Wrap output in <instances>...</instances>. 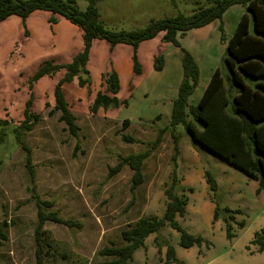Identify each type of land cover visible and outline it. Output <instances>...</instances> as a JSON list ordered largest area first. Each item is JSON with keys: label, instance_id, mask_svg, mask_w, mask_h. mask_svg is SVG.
Returning <instances> with one entry per match:
<instances>
[{"label": "rangeland", "instance_id": "1", "mask_svg": "<svg viewBox=\"0 0 264 264\" xmlns=\"http://www.w3.org/2000/svg\"><path fill=\"white\" fill-rule=\"evenodd\" d=\"M192 1L99 0L97 9L107 29L131 30L144 27L151 19L179 12L189 14ZM198 1L202 4L205 0ZM77 5L84 9L87 0H77ZM244 11L243 6L234 4L221 20L188 30L179 38L199 68V81L190 96L193 104L211 72L223 67L225 41ZM52 16L56 23L49 22ZM162 34L139 43V76L132 73L131 45L110 47L105 40L92 42L88 73L81 74L88 82L81 87L74 77L62 84L64 99L79 126L77 137H73L58 120V112L49 113L54 105V86L64 70L34 82L30 79L45 60L69 63L83 46L81 30L45 10L31 12L24 22L18 16L0 22V224H4L7 234L0 243V264H36L32 189L51 202V209L60 217L80 224L79 228H69L45 222L43 229L51 239V250L63 252L65 258L57 256L44 263L97 264L104 260L98 251L110 243L118 244L120 230L128 223L142 216L163 215L167 201L163 191L174 173L179 181L175 193L187 199L185 214L176 218L187 232L203 237L207 246L202 243L184 248L178 244L179 232L166 226L145 239L144 245L134 251L131 264H161L165 247L162 245L158 251L156 235L158 243L164 241L174 247L179 264H264V249L259 251L251 243L264 228V188L259 189L258 180L190 140L182 125L175 127L179 154L172 160L169 121L182 77L181 53L178 47L164 42ZM159 55L163 56V67L155 70L153 59ZM110 71L118 75L117 96L126 98L128 104L92 114L89 106L103 89L101 76ZM30 96V108L39 114V120L22 139L30 151L34 182L25 166L26 152L14 135ZM124 120H128L126 126H122ZM159 132L161 138L154 147ZM123 134L136 141L125 142ZM76 144L79 147L75 149ZM146 149L150 153L142 163V181L131 190L129 166L123 165L116 172L111 169L122 161L120 157ZM205 171L216 182L213 193L205 181ZM216 205L218 217L213 220ZM224 207L240 209L241 213L233 214L234 220L244 221L241 228L230 221L232 238L225 235Z\"/></svg>", "mask_w": 264, "mask_h": 264}, {"label": "trees", "instance_id": "2", "mask_svg": "<svg viewBox=\"0 0 264 264\" xmlns=\"http://www.w3.org/2000/svg\"><path fill=\"white\" fill-rule=\"evenodd\" d=\"M99 0H87L84 9H80L77 0H0V22L11 16L20 17L23 22L26 17L35 10H45L53 15H58L77 26L82 32L83 46L72 60L67 64L56 63L54 60H45L34 72L30 81L34 82L42 76H53L57 71L64 70L53 89L54 105L49 113L58 112V120L64 124V128L73 137H77L79 126L75 115L70 111L68 103L64 99L62 84L78 78V84L83 87L88 78L81 74L88 73L86 68L92 42L105 40L110 47L117 44L132 46V73L141 75L142 65L137 59V47L140 42L153 38L162 32V40L171 43L180 49V62L182 77L177 89V94L172 100L169 127L172 141V160L179 154L178 136L175 127L182 125L184 132L190 140L204 147L212 154L226 160L246 174L256 178L259 189L264 188V0H205L202 4L193 0L191 13H177L173 16L161 19H151L144 27L131 30H109L99 17L97 2ZM176 3L177 0H171ZM238 4L245 11L240 16L232 34L225 41L222 57L223 67H216L199 97L193 104L189 100L199 81V68L190 51L181 46L179 38H182L188 30L209 24L214 20H221L225 10ZM56 23L52 16L48 19ZM221 24V23H220ZM219 24V30L222 27ZM224 39L223 36H221ZM155 70L163 67V56H155L153 59ZM103 89L99 90L89 111L96 114L99 109L119 108L127 106L126 98H119V79L115 71L102 74ZM32 84H30V87ZM32 96L26 101L23 108V119L14 129L15 140L18 146L26 152L25 166L29 169L30 180L34 182L35 176L31 166L29 148L23 141V135L30 131L39 120V114L30 108ZM128 120H124L122 126H126ZM162 132V130L160 131ZM158 133L154 147L160 141L161 133ZM125 142L136 141L128 135H121ZM79 145H75V149ZM150 151L148 149L120 157L122 161L111 169L119 171L123 165L132 170L131 190H134L142 181L141 167ZM205 181L209 190H216V182L210 172L205 171ZM179 181L172 175L168 185L164 188L166 205L163 215L142 216L120 230L118 244L110 243L98 251V255L104 260L97 264H131L134 251L144 245L145 239L157 233L166 226L179 232L178 244L188 248L194 244L201 245L207 242L200 235H193L181 227L177 216H183L186 212L187 199L175 193V187ZM258 189V191H259ZM34 198L36 206V223L33 229L34 256L36 264H45L54 261L57 256L65 258L63 252L51 250L50 238L43 229L46 221H53L72 228H79L80 224L71 219H63L56 211L51 209L53 204L41 199L34 189L30 194ZM227 213L224 217L225 235L232 238V226L234 221L239 228L244 221H235L234 213H241L240 209L231 210L224 207ZM219 206L213 211V220L218 217ZM158 235L154 236V242L161 252V246L165 247L164 259L160 257L161 264H169L176 261L174 247L164 241L158 243ZM7 239L4 224H0V243ZM259 251L264 249V228L256 233L251 240Z\"/></svg>", "mask_w": 264, "mask_h": 264}, {"label": "crops", "instance_id": "3", "mask_svg": "<svg viewBox=\"0 0 264 264\" xmlns=\"http://www.w3.org/2000/svg\"><path fill=\"white\" fill-rule=\"evenodd\" d=\"M212 73V72H211ZM209 79V78H208ZM207 82H208V80H207ZM207 82H206V84H207ZM206 84H205V86H206ZM205 86L203 87V90H204V88H205ZM203 90H202V92H203ZM202 94V93H201ZM201 96V95H200ZM192 100V97L190 98V101ZM192 103V102H191Z\"/></svg>", "mask_w": 264, "mask_h": 264}]
</instances>
